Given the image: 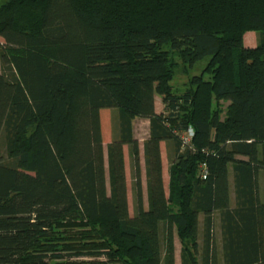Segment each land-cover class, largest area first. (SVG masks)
Instances as JSON below:
<instances>
[{
	"label": "trees",
	"instance_id": "obj_1",
	"mask_svg": "<svg viewBox=\"0 0 264 264\" xmlns=\"http://www.w3.org/2000/svg\"><path fill=\"white\" fill-rule=\"evenodd\" d=\"M205 56L200 74L170 84ZM137 117L149 123L146 207ZM0 140V264H174L173 231L180 264H264V0L5 1Z\"/></svg>",
	"mask_w": 264,
	"mask_h": 264
},
{
	"label": "rangeland",
	"instance_id": "obj_2",
	"mask_svg": "<svg viewBox=\"0 0 264 264\" xmlns=\"http://www.w3.org/2000/svg\"><path fill=\"white\" fill-rule=\"evenodd\" d=\"M7 0H0V5L3 4ZM248 32V31H247ZM253 32L254 37L250 36L251 38L255 40V44H257L258 41V33L255 31H249ZM244 36V35H243ZM209 57L205 56L204 58L196 61V63L192 67H187V70H184V68L179 65L178 68L175 71V75L173 80L170 82V84L173 87H179L182 88L184 83L187 81L188 78H190L193 75L200 74L202 68L205 66L206 62L208 61ZM226 104V103H224ZM154 107L155 111L157 113L163 111V103L161 100V97L156 94L155 100H154ZM105 113L102 115L103 119V127H102V134H103V142H104V150H106V144L108 143L112 133L114 134L115 128H116V119H117V113L118 110L116 108H108L106 109ZM148 130H149V123L144 118H135L133 120V131L135 138L139 142V148L141 152V181H142V194H143V201L144 206H147V193H146V177H145V171H144V162L142 157V150H143V141L148 136ZM160 151H161V160H162V179H163V185L165 188V191L168 190V158H167V149L164 142H161L160 144ZM5 150L4 145L2 141L0 140V160L5 159ZM124 160H125V175H126V185H127V197H128V205H129V213L130 215L134 214V198H133V191H132V168H131V161L129 157L128 147L124 146ZM197 241L199 245L202 244V216L199 217L198 222V233H197ZM213 237H214V245L215 249L217 250V254L220 257V228H219V219H218V213L216 212L214 214V225H213ZM161 238H162V229H161ZM162 240V239H161ZM163 242V241H161ZM173 245H174V264H180V242L176 235V232L173 231Z\"/></svg>",
	"mask_w": 264,
	"mask_h": 264
},
{
	"label": "built area",
	"instance_id": "obj_3",
	"mask_svg": "<svg viewBox=\"0 0 264 264\" xmlns=\"http://www.w3.org/2000/svg\"><path fill=\"white\" fill-rule=\"evenodd\" d=\"M193 136V131L191 128H189L187 131H185L182 135H181V139H182V145L184 147L186 146H190V140ZM200 176L202 178H205L206 176V170H205V165L203 164L202 165V169H201V173H200Z\"/></svg>",
	"mask_w": 264,
	"mask_h": 264
},
{
	"label": "crops",
	"instance_id": "obj_4",
	"mask_svg": "<svg viewBox=\"0 0 264 264\" xmlns=\"http://www.w3.org/2000/svg\"><path fill=\"white\" fill-rule=\"evenodd\" d=\"M251 37H254L253 32H246L243 36V43L246 47H254L256 46L255 40L251 38V41L249 40ZM255 38V37H254ZM158 112V111H157ZM135 120V119H134ZM163 175V174H162Z\"/></svg>",
	"mask_w": 264,
	"mask_h": 264
}]
</instances>
